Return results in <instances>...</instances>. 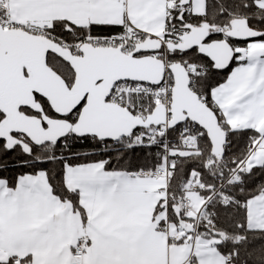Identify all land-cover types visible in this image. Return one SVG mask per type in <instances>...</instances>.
Returning <instances> with one entry per match:
<instances>
[{
  "label": "snow or ice",
  "instance_id": "1",
  "mask_svg": "<svg viewBox=\"0 0 264 264\" xmlns=\"http://www.w3.org/2000/svg\"><path fill=\"white\" fill-rule=\"evenodd\" d=\"M0 264H264V0H0Z\"/></svg>",
  "mask_w": 264,
  "mask_h": 264
}]
</instances>
